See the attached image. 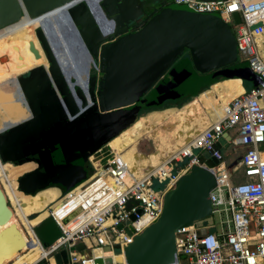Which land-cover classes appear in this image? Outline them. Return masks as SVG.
Masks as SVG:
<instances>
[{
	"label": "water",
	"instance_id": "obj_1",
	"mask_svg": "<svg viewBox=\"0 0 264 264\" xmlns=\"http://www.w3.org/2000/svg\"><path fill=\"white\" fill-rule=\"evenodd\" d=\"M94 6L119 11L127 23L113 15L106 28L100 27ZM56 10L64 12L76 32L70 47L77 45L76 68L79 65L84 75L87 101L65 60L61 68L48 59L46 70L20 79L27 117L0 129V163H38L16 178L24 195L76 188L91 175L88 158L132 126L140 112L164 101L196 97L202 87L213 84L207 76L212 71L252 87L260 83L247 66L235 63L234 39L216 13L194 12L172 0H0V30L21 18L35 19ZM231 17L233 24H239L236 13ZM215 146L225 148L224 138H218ZM202 156L208 158L205 152ZM214 187L211 171L187 169L164 193L155 221L123 249L125 264L176 263L174 233L210 216L209 194ZM11 214L0 190V227ZM22 245L13 225L0 229V264ZM75 249L82 250V245ZM52 260L66 264L65 251L53 254Z\"/></svg>",
	"mask_w": 264,
	"mask_h": 264
},
{
	"label": "built area",
	"instance_id": "obj_2",
	"mask_svg": "<svg viewBox=\"0 0 264 264\" xmlns=\"http://www.w3.org/2000/svg\"><path fill=\"white\" fill-rule=\"evenodd\" d=\"M172 3L194 12L216 13L225 24H233L231 14L236 13V50L249 71L258 76L259 85L230 98L215 122L139 176L108 145L91 155V175L76 188L59 193L56 201L41 211L60 235L43 250L39 263L54 264L52 255L65 251L66 264H95L96 259L113 264V256H123L133 237L158 217L164 193L195 166L211 171L215 178L209 194L210 216L208 221L198 220L175 231L174 264H264V150L259 149L264 143V57L260 49L264 46V0ZM224 136L225 146H231L232 151L242 149L233 167H228L215 146ZM203 152L208 158L202 157ZM6 202L8 205V198ZM214 215L218 221H213ZM77 245H82V250H76ZM113 247L118 248L117 254Z\"/></svg>",
	"mask_w": 264,
	"mask_h": 264
},
{
	"label": "bare ground",
	"instance_id": "obj_3",
	"mask_svg": "<svg viewBox=\"0 0 264 264\" xmlns=\"http://www.w3.org/2000/svg\"><path fill=\"white\" fill-rule=\"evenodd\" d=\"M94 9L97 11L93 15L95 21L102 28H106V21L113 15L123 24L127 23L126 18L122 16L117 10L105 12L102 11L100 6H94ZM49 16H55V19L63 20L61 21L62 24L61 22L58 23L59 26L61 24V26L64 28H70V25L65 20L64 12L61 10H56L35 19L21 18L19 22L0 30V129L6 124L16 123L27 117V113L24 109V103L21 100L20 79L26 75L28 76L32 71L36 72L35 74H38V69L46 70L48 59H53L58 63L62 53H65L58 48H53L52 50L46 49V51H44V49L39 45L40 41L44 39V34L42 33L45 32L47 28L46 23L43 22L41 25V18L47 17L48 19H51ZM13 46L15 47L12 48ZM5 49L8 51H4ZM261 50L262 56L264 57V46ZM10 65L14 66L11 71L3 70L5 67L7 68V66ZM72 76L75 79V83L78 86L81 97L87 101L85 94L84 75H82L81 72L78 75L72 71ZM37 77L39 76L37 75ZM238 85V81H234L231 83L212 86L210 90L202 92L194 100L175 111L172 115V109H170L162 112H153L147 117H140L132 126L112 139L108 143V146L111 147V149H113L117 154L120 153L122 158L129 165L131 172H133L134 175L139 176L142 173V170L156 167V165L167 159L179 147L187 143L188 140H190L195 135V133L203 129L206 121L203 119L201 120L200 118L198 119L202 109L208 111V114L214 115L216 119L219 118L221 111L218 109V106H223L225 100L233 95L234 91L232 89ZM214 92L216 93L221 104L218 103V100L212 98V94H215ZM13 98L17 100L18 107L16 109L10 108L12 104L14 105L16 102L13 101L12 103L10 101ZM165 119L168 120V124L166 126L171 128L167 137L168 140L160 136L153 153H150L146 156L138 154L136 151V143L139 140L141 133H148L150 128L160 124V122ZM90 160L94 161L93 156L90 158ZM37 165L38 163L35 161H31L19 166L0 163V178L5 179L6 183L8 182L9 184L10 180L12 181L14 178L16 181V178L21 173L29 171L37 167ZM13 173L15 174L14 177L12 175ZM109 181L112 183L111 179ZM8 187L10 188L9 190H11V195L19 211V214L33 236L31 228L46 216V212H41L42 209L47 204L56 201L57 197L59 196V191L56 188H48L37 192L33 196H29L18 191L17 183H15L14 186L16 190L15 193L12 191L11 185ZM24 189L25 188H23L22 191H24ZM15 194H17V196L19 194L20 196L17 198ZM4 197L6 198L5 195ZM58 202H56V204H58ZM8 207L11 210L9 204ZM11 212L12 214L9 217L7 223L1 226L0 229H3L9 225H13V227L19 232V235L23 240V245L19 248L17 253L11 255V257L4 260L1 264L10 263L32 244L34 246L40 247L34 236L33 239L27 237L20 225V222L16 219V214L12 210ZM33 214L35 217L29 220L36 223L31 224L27 220L26 216ZM41 251L43 255H45V252L42 249ZM116 257L120 256H113V264L116 263ZM27 259L28 261H32L31 257H27ZM50 262L52 263L51 259Z\"/></svg>",
	"mask_w": 264,
	"mask_h": 264
},
{
	"label": "rangeland",
	"instance_id": "obj_4",
	"mask_svg": "<svg viewBox=\"0 0 264 264\" xmlns=\"http://www.w3.org/2000/svg\"><path fill=\"white\" fill-rule=\"evenodd\" d=\"M225 25L229 28L230 34L232 35V38L234 39V42H235L234 25L233 24H225ZM235 47H236V45H235ZM184 57L186 58L187 56L184 55ZM184 57H182V58L184 59ZM241 59H242L241 56L238 54V52L236 50V62L235 63L238 65L242 64L241 66H243V68H244L247 66V64L245 62L241 63V61H242ZM247 68H248V66H247ZM220 72H221L220 70H217V71H212V72L208 73L207 74L208 79L210 81L218 80V82H221V80L223 78L220 76ZM243 84H244V90H247L250 87V83H248V82H244ZM204 87H202V88H204ZM177 105H179V102L177 100H175V101H164L158 107H151L150 109L156 110V109H159L161 107H167L168 108L170 106H177ZM153 112H159V111L143 110L141 112L139 118L140 117H147ZM167 121H168L167 119L162 120L160 122V124L154 126L153 128H150V131L148 133H144V134L141 133V136L136 143V151L138 154L146 156L150 153H153L155 151L154 149H155V146L158 142L159 137L161 136V137H164L167 139V137L169 135V131L171 130V128L169 126H166L168 124ZM149 135H151V136H149ZM150 138H151V140H150ZM259 149H261V150L264 149V144L261 145L259 147ZM230 150H231V146H229V148L221 149L220 153L223 155L225 161L229 164L228 167H233L237 164L236 162L239 161L241 154L240 153H237V154L233 153V156H231ZM86 165H87L88 174L92 173V169L90 168L88 163ZM194 169H196V168H194ZM7 177H8V175H7ZM10 185L12 187L11 180L9 181V184H8V182L6 183L5 179L0 178V189L3 191L4 195L9 199V206H10L11 210L16 214V219L20 222V225H21L22 229L24 230L25 234L27 235V237L30 239H33V236L31 235V233L28 230L25 222L23 221L21 215L19 214V211L16 207V204L12 198L11 190H9L10 188L8 187ZM62 194H65L63 190L60 191V195H62ZM26 217H27V220L31 224L36 223V222L29 220V219H33L35 217V215H30V216H26ZM212 219H213V221H218V217L216 215H214L212 217ZM208 220H209V216H205L201 220H199V223H203V222L208 221ZM32 233L35 236V238L37 239L42 250L48 249L49 246L52 243H54L55 240L60 235L57 227L54 225V223L51 221V219H46V218L40 220L37 223V225H34L32 227ZM35 248H37V247H34L33 244L30 245L29 248H27L25 251H23L18 257H16L13 261H11L8 264H34V262H36V260L39 259L37 257H38V253H39L38 251H40L37 249L35 250ZM112 250H113V253H115V254H117L119 252L117 247H113ZM27 257H31L32 261H28ZM39 261H41V260H39ZM39 261L36 262L35 264H38Z\"/></svg>",
	"mask_w": 264,
	"mask_h": 264
},
{
	"label": "flooded vegetation",
	"instance_id": "obj_5",
	"mask_svg": "<svg viewBox=\"0 0 264 264\" xmlns=\"http://www.w3.org/2000/svg\"><path fill=\"white\" fill-rule=\"evenodd\" d=\"M49 17H51V19H48L47 17L41 18L42 19L40 21L41 25L44 22L47 24V26H46L47 28H46V31L42 33V34H44V39H42L40 41L39 45L44 49V51H46V49L52 50L53 48H58L62 52H65V53H62L60 61H58L59 66H61V68H62V65L64 62L63 60H65L66 63L70 67L72 66L71 70L72 71L74 70L73 72L75 74L79 75V73H80L79 65L76 68L77 63L75 62V59L78 58V56L76 57V55H78V51L76 49L77 45H75V48L70 47L71 43H73V44L75 43V37L77 36L74 28L71 25H70V28H67V27L64 28L63 26H61V24H62L61 21H63V20L55 19L54 18L55 16H49ZM60 22H61V24L59 26L58 23H60ZM14 47L15 46H13L12 48H14ZM78 47H79V45H78ZM4 51H8V50L5 49ZM86 65L87 64H85V66ZM13 67L14 66L10 65V66H7V68L5 67L3 70H10L11 71ZM15 98L10 100L12 103H13V101H16L15 104L14 105L12 104V106L10 107L12 109H16L18 107L17 100ZM12 175H13V177L15 176L14 173ZM15 183H16V181L13 178V180L11 181V184H12V190L14 193L16 191L15 187H14ZM15 196L18 198L17 194H15ZM6 199H7V197H6Z\"/></svg>",
	"mask_w": 264,
	"mask_h": 264
},
{
	"label": "crops",
	"instance_id": "obj_6",
	"mask_svg": "<svg viewBox=\"0 0 264 264\" xmlns=\"http://www.w3.org/2000/svg\"><path fill=\"white\" fill-rule=\"evenodd\" d=\"M261 47V49H263V46H260ZM263 52H264V50H263ZM264 54V53H263ZM241 63H243L242 61H241ZM215 81H217V80H213V83L214 84H212V85H210L209 87H207V89H205V90H201V93L202 92H204V91H208V90H210L211 89V87L212 86H215V85H218V84H224V83H231V82H234V81H238V86L237 87H235L234 89H232L233 91H234V93H233V95L230 97V98H232V97H234V96H237V95H240V94H243V93H246V92H248L251 88H253L252 87V85L250 84V87L247 89V90H244V82L243 81H241V80H239V79H225V80H223V81H221V82H215ZM215 93V92H214ZM198 96V95H197ZM196 96V97H197ZM196 97H190V99H189V101H185V102H183V103H181L180 104V107L179 108H176V106H170V107H168V108H166V109H163L162 111H165V110H170V109H180L181 107H183L184 105H186V104H188V103H190L192 100H194ZM212 98L213 99H216V100H218V103L219 104H221L220 102H219V99L217 98V95H216V93L215 94H212ZM230 98H228V99H226L225 100V103L230 99ZM225 103H223V104H225ZM219 108L218 109H220V111H221V108H222V106L220 105V106H218ZM202 109V108H201ZM162 111H159V112H162ZM202 112L200 113V115H199V117H198V119L200 118L201 120L203 119L204 121H206V123H205V125H204V127H203V129L205 128V127H207L208 125H210L211 123H213L214 121H216L217 119L215 118V116L214 115H212V114H208L207 112L208 111H206V110H204V109H202L201 110ZM205 111V112H204ZM172 115V114H171ZM170 115V116H171ZM208 115V116H207ZM169 116V117H170ZM209 117H210V119H209ZM206 119V120H205ZM202 130V129H201ZM200 130V131H201ZM200 131H198L197 133H199ZM196 134V133H195ZM229 135H232L233 133L230 131L229 133H228ZM227 137L226 136H224V141H225V139H226ZM264 144V143H263ZM262 144V145H263ZM225 148H229V145H227V146H225ZM219 150H220V152H221V149H224V147H220V148H218ZM262 150H264V149H262ZM230 152H231V156H233V153H242V149H239V148H236L234 151H232V150H230ZM222 155V154H221ZM223 156V155H222ZM203 157V156H202ZM204 158V157H203ZM205 159V158H204ZM237 163V162H236ZM235 165V164H234ZM59 193H60V191H59ZM37 225V224H36ZM53 244V243H52ZM51 244V245H52ZM34 247H37V248H35V250L37 249V250H40V251H38L39 253H38V257L37 258H39L38 260H36V261H39L44 255H43V253H42V251H41V249H40V247H38V246H34ZM115 261H116V263L115 264H124V260H123V257L122 256H120V257H116L115 258Z\"/></svg>",
	"mask_w": 264,
	"mask_h": 264
},
{
	"label": "trees",
	"instance_id": "obj_7",
	"mask_svg": "<svg viewBox=\"0 0 264 264\" xmlns=\"http://www.w3.org/2000/svg\"><path fill=\"white\" fill-rule=\"evenodd\" d=\"M222 79V78H221ZM231 79H236V78H231ZM223 80H225V79H222L221 81H223ZM215 82H218V80L217 81H215ZM214 84V83H213ZM205 89H207V87H204V88H202V91L203 90H205ZM201 94V93H200ZM189 99H190V97L189 96H186V97H184V98H182V99H180L178 102H179V105H177L176 106V108H179L180 107V104L181 103H183V102H185V101H189ZM167 107H161V108H159V109H148L147 111H161V110H163V109H166ZM177 110H179V109H172L171 110V114H173L175 111H177ZM18 196H20L19 194H18ZM46 219H49V218H46Z\"/></svg>",
	"mask_w": 264,
	"mask_h": 264
}]
</instances>
